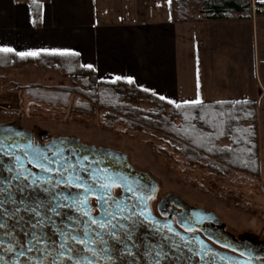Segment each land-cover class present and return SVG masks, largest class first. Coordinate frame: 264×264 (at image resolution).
<instances>
[{
    "label": "flooded vegetation",
    "instance_id": "flooded-vegetation-1",
    "mask_svg": "<svg viewBox=\"0 0 264 264\" xmlns=\"http://www.w3.org/2000/svg\"><path fill=\"white\" fill-rule=\"evenodd\" d=\"M18 96L20 103L17 107L0 105V113L6 114V120H0V187L7 190L0 195V199L5 201L2 207L7 213L20 209L18 215L3 214L0 217V222L6 223V227L0 229V255H9L10 259L7 260L10 264L17 263V256L21 252L24 255L27 253L28 258L39 256L41 260L45 249L55 255L52 242L58 246L63 241L64 238L57 234L60 231L83 235L81 229L87 227L93 229L95 235L99 229L88 224V221L102 216L105 209L115 214L113 223L124 224L126 228L118 229L123 237L119 244L105 235L113 260L99 255L92 257L90 252L82 254L92 264H264V235L230 231L215 211L187 203L176 193L160 196L161 181L150 171L138 167L132 161L131 154L123 148L108 145V141H87L76 131L65 135L61 127L72 124L70 116L69 120L63 122L64 125L43 119L27 122L29 116H25L26 109L21 103L24 99L20 94L14 97ZM24 116L26 122H23ZM64 139H68L67 142ZM101 150L117 154H99ZM37 155L46 157L42 163L51 171H42L39 166L29 163ZM124 156H127L128 164L136 173L149 175L157 185L155 190L143 177L128 172ZM48 160L53 163L49 165ZM61 174L66 179L81 176L85 185L65 183ZM33 180H36L35 184ZM86 184L97 187L109 185L105 192L108 202L104 208L97 201L98 192H84ZM45 188L49 191L45 192ZM9 193L15 203L9 199ZM66 196L70 198L65 199ZM77 196L79 201L86 200L87 204L73 203L72 198ZM53 197L56 199L53 200ZM41 201L44 206L40 208V218L52 219L46 220L47 226L32 229L30 223H34L36 218L25 209L36 207ZM49 202L66 206L57 209V215L49 210ZM183 205L206 210L216 214V217L193 216ZM85 211H89L90 215H83ZM221 230L233 236L235 242L220 236L217 231ZM33 232L37 235L47 233L50 242L42 239L39 245L34 241L28 243L33 240ZM67 243L73 248L82 247L71 240ZM29 247L33 251H27ZM91 247L97 251L100 248L98 244ZM50 259L48 257L41 264H49ZM7 260L0 259V264H6ZM62 264L73 262L64 260ZM82 264H88V260L82 259Z\"/></svg>",
    "mask_w": 264,
    "mask_h": 264
},
{
    "label": "crops",
    "instance_id": "crops-1",
    "mask_svg": "<svg viewBox=\"0 0 264 264\" xmlns=\"http://www.w3.org/2000/svg\"><path fill=\"white\" fill-rule=\"evenodd\" d=\"M146 1L154 3L160 0H48L43 8V25L36 28L29 6L18 4L16 0H0V49H11L9 52L28 57L34 55L27 53H76L85 66L96 69L101 81L133 82L144 92L154 94L170 104H182L181 96L185 99L193 98L188 99L193 101H185L183 104L199 99V103L208 104L256 101L264 174V78L261 72L258 74L256 69L254 76L240 78L242 73L237 68L236 59L230 60L226 55L219 54L215 59L210 57L200 60L202 75H206L200 78L201 73L198 75L195 67L198 62H194L193 58L189 62L193 68L187 90L182 92L179 86V37L188 36L189 30L194 31L193 25H199L207 28L208 35L218 40L217 45L221 47L225 43L220 39L225 37V29H228L222 26L227 21L205 19L200 11L198 21L190 19L189 22L187 18L180 21L185 23H178V19L173 20L169 16L161 21H147L142 19L143 13L147 11ZM248 1H253L252 8L244 13L233 12L229 17L251 16L252 24H257V12L259 8L264 9V0H257L260 2L258 6L256 0ZM109 2H119L117 10H111ZM136 2H141V8ZM140 15L141 18H136ZM232 23L238 25L239 20ZM206 24L208 26L205 27ZM210 31L214 33L210 34ZM38 69L30 65L22 70L34 81L41 80L35 79L40 73L60 75ZM32 85L46 88V84L35 82Z\"/></svg>",
    "mask_w": 264,
    "mask_h": 264
},
{
    "label": "trees",
    "instance_id": "trees-1",
    "mask_svg": "<svg viewBox=\"0 0 264 264\" xmlns=\"http://www.w3.org/2000/svg\"><path fill=\"white\" fill-rule=\"evenodd\" d=\"M47 1L16 0L30 7L36 28L43 25V8ZM190 2L173 0L170 10L178 11V19L185 21V15L192 9ZM202 3L201 16L209 20L228 19L233 12L244 13L252 8L248 0ZM30 65L41 71L56 72L71 82V86L52 87L51 91L43 86H29L26 97L31 107L68 109L70 117L96 121L112 131L124 126L126 133H160L167 139L166 145L183 155L189 169H201L214 182L234 184L235 178L262 181L256 101L170 104L144 92L133 82L101 81L96 69L85 66L76 53L28 57L0 51V72L20 71ZM159 152L165 157L171 156L166 149L160 148Z\"/></svg>",
    "mask_w": 264,
    "mask_h": 264
},
{
    "label": "rangeland",
    "instance_id": "rangeland-1",
    "mask_svg": "<svg viewBox=\"0 0 264 264\" xmlns=\"http://www.w3.org/2000/svg\"><path fill=\"white\" fill-rule=\"evenodd\" d=\"M257 1V0H256ZM204 0H191L189 15H185L190 22V19L198 21L200 18L199 10L202 7ZM141 8V2H136ZM144 3V2H143ZM146 12L143 17L140 15L136 18H141L147 21H161L173 17L178 19V11L170 13V5L173 0H160L158 2L146 1ZM253 5V1H251ZM255 3V2H254ZM257 6L260 3L256 2ZM111 10H117L119 2H109ZM253 7V6H252ZM142 8H144L142 6ZM159 9V11L157 10ZM158 11V12H157ZM117 18V16H112ZM168 17V18H169ZM251 16L239 18L231 16L225 19V37L220 39L225 44L218 47V40L212 35H208L203 26L193 25L194 31L189 30L188 36L179 37L178 43V62L180 69V89L187 90L189 79H191L193 68L189 62L194 58L197 61L195 67L200 78H205L202 75L201 61L203 58L212 57L215 59L217 55L224 54L227 59H236L238 62L237 68L241 69L240 78H248L254 76L256 69L262 74L264 78V9L259 8L257 12V24H252ZM239 24L233 25V21H238ZM181 19H178V23ZM205 22V21H204ZM226 24H230L227 25ZM208 24L205 25V27ZM200 27V28H198ZM205 30V32L203 31ZM213 31V30H212ZM210 31V34L214 32ZM224 57V56H223ZM225 58V57H224ZM260 69V70H259ZM40 70V69H38ZM51 74V75H49ZM40 73L35 79L31 80L24 70L22 71H1L0 72V105H6L8 108H15L20 103V94L24 99L26 109L25 116H29L27 122L33 120H48L61 123L69 120L70 110L58 109L56 111L43 107H31L27 100L28 87L35 82L37 84H46L47 90L51 91V86H71L70 80L52 73ZM48 77V79H44ZM186 77V78H184ZM184 83H182V80ZM44 79V80H43ZM188 80V81H187ZM40 86V85H39ZM42 86V85H41ZM45 87V86H43ZM217 92V90H213ZM218 93V92H217ZM213 93L218 96L219 94ZM193 99V98H188ZM183 98L181 96L182 104L185 101H193ZM217 99V98H216ZM196 101H200L196 100ZM187 102L184 104H190ZM183 104V105H184ZM150 109V106H143ZM153 108V107H152ZM25 116L23 122H26ZM6 114L0 113V120L5 119ZM6 120V119H5ZM70 126L61 127L63 133L73 134L77 133L87 141H108L114 147L123 148L125 152L131 154V159L138 167L150 171L157 179L161 181L160 196L169 193H176V195L184 198L187 203L204 207L207 210L215 211L224 223L228 226L230 231L237 233L250 232L255 235H264V174L262 181L252 182L251 180H243L235 178L234 184L226 183L224 181H211L201 169H189L185 163L183 155L175 152L171 147L166 145L167 139L160 133H126L124 126L117 127L116 131L102 128L98 122H88L85 119L77 117H70ZM64 129V130H63ZM66 130V131H65ZM166 149L171 156L165 157L159 152V149Z\"/></svg>",
    "mask_w": 264,
    "mask_h": 264
},
{
    "label": "snow or ice",
    "instance_id": "snow-or-ice-1",
    "mask_svg": "<svg viewBox=\"0 0 264 264\" xmlns=\"http://www.w3.org/2000/svg\"><path fill=\"white\" fill-rule=\"evenodd\" d=\"M0 51L8 52V51H11V49L5 48V49H0ZM26 55H37V53H27ZM193 103H199V101H194ZM45 159L46 157L37 155L36 157H34V160L29 161V163H34L35 165L39 166L42 169V171H45V172L51 171L49 167H46L45 164L42 163V161ZM47 163L50 165L51 163H53V161L48 160ZM9 171H12V169H9ZM61 176H62L63 182L65 183H74L77 186L85 185V181L83 180L81 176H75L71 179L64 178L62 174ZM32 182L33 184H35L36 180H33ZM47 182H50V181H47ZM108 189H109L108 184H102V185H99L98 187L95 184H86L83 190L85 193L98 192L97 201L100 204L101 208H104V205L107 204L108 202L105 196V192ZM43 190L45 192L49 191V189L47 188ZM6 191L7 190L4 187H0V195L5 193ZM69 198H70L69 196L65 197V199H69ZM9 199L11 200L12 203H15V200L12 199L11 193H9ZM55 199L56 198L53 197V200ZM72 200H73V203L79 202L80 204H85V205L87 204L86 200L79 201L78 196L75 198H72ZM4 203L5 201L3 199H0V217H2L3 214H8L10 216L19 214L20 212L19 208L14 209L12 213H7V210L3 209L2 207ZM43 206H44V202L41 201L37 204L36 207H33L31 209H25L26 211H30L32 213V216L36 218L34 223H30V227L32 229H36L37 227H45L47 226L46 220L51 221L52 219L51 217H47L46 219L40 218V208ZM65 206L66 205L61 204V203L53 204L49 202V210L56 213L57 215H59V212L57 211V209L61 207H65ZM121 211H123V209H121ZM83 215L88 216L90 215V212L85 211ZM21 219L23 218L21 217ZM115 219H116L115 214L108 212L105 209L104 214L102 216L98 218H92L88 221V224L94 225L96 229H99V231L96 232L95 235H93L94 230L87 228V227L84 229H81L83 235L70 234L64 231H60L57 234L60 235L62 238H64L63 241L60 242L58 246L55 245V242H52L54 245V250L56 251V254L53 255L52 252H49L47 251V249H45L42 255V262L43 260L48 259V257H51V259L49 260V264H62L64 260L73 262V264H82V259H87L88 264H92V261L90 259H88L87 257H82V254L84 252H90L92 257H97L99 255L103 257L104 259L113 260V257L111 255V250L108 247L109 241L105 239V235L110 237L116 244H119L122 242L123 237L120 236L118 229L123 230L126 228L124 224L113 223ZM5 227H6V223L0 222V229H4ZM25 235L27 236L28 233H25ZM32 237H33V240L29 241L28 243H32L34 241L36 245H39L42 239L45 240L46 242H50V237H48L47 233H44L43 235H37L35 232H33ZM68 240H71L75 242V244L81 245L82 247L80 248L70 247L67 243ZM92 244H98L100 246L99 251L94 250L91 247ZM8 250L11 251L12 249H8ZM27 251L31 252L33 251V248L29 247L27 248ZM121 251L123 252L124 250H121ZM20 255H24V253L21 252Z\"/></svg>",
    "mask_w": 264,
    "mask_h": 264
},
{
    "label": "water",
    "instance_id": "water-1",
    "mask_svg": "<svg viewBox=\"0 0 264 264\" xmlns=\"http://www.w3.org/2000/svg\"><path fill=\"white\" fill-rule=\"evenodd\" d=\"M64 140H65V142H67L68 139H64ZM91 150L95 151V148H92ZM98 153L99 154L100 153L101 154H117L116 152H112V151H109V150H101ZM126 157L127 156H124L123 159H124V163H125L126 169L129 170L128 172H131V174H136V175L138 174L139 176L143 177L146 180V182H149L150 184L153 185V188L155 190L157 185H156V183L152 182V179L149 177V175L148 174H143V173H136V171L133 169L132 165L128 164V162L126 160ZM170 198H172V197H170ZM183 208L188 210L189 213H192L193 216H199L200 218L201 217L202 218H205V217H213L214 218V217H216V214L210 213V212H208L206 210H203V209H197V208L189 207L187 205H183ZM217 232H218V234L220 236L227 238L230 242H232V243L235 242L234 237L229 235L228 233L224 232L223 230L217 231ZM26 254L25 255H18L16 264H34V263L41 264L42 263V260H41V258L39 256H33L31 258H28ZM0 256L2 258H4L5 260H7V258L10 259L9 255L7 257H5V254H1ZM26 257H27V260H26ZM22 259H24L25 261L22 262L21 261ZM249 263L250 264H256L254 262H249ZM6 264H10L9 260H7ZM242 264H244V263H242Z\"/></svg>",
    "mask_w": 264,
    "mask_h": 264
}]
</instances>
